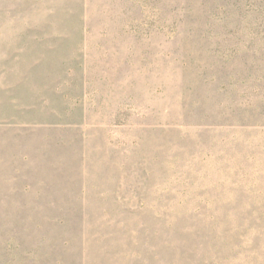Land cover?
Returning <instances> with one entry per match:
<instances>
[{
  "label": "rangeland",
  "instance_id": "374dc122",
  "mask_svg": "<svg viewBox=\"0 0 264 264\" xmlns=\"http://www.w3.org/2000/svg\"><path fill=\"white\" fill-rule=\"evenodd\" d=\"M134 1L0 0V264H264V0Z\"/></svg>",
  "mask_w": 264,
  "mask_h": 264
},
{
  "label": "trees",
  "instance_id": "16d2710c",
  "mask_svg": "<svg viewBox=\"0 0 264 264\" xmlns=\"http://www.w3.org/2000/svg\"><path fill=\"white\" fill-rule=\"evenodd\" d=\"M145 4L153 5V10L159 14L160 17V26L163 24H168L165 16L169 14L171 19V13L168 9V0H143ZM134 3H137L140 8L141 0H136ZM264 16V11L260 17ZM27 190V189H26ZM38 210L35 212L37 214ZM28 224V225H27ZM51 231H54V226L51 227ZM3 237H10L12 239L10 243H5L1 240ZM51 243V250L61 251L62 249L57 246V243H54L47 237V231L45 224L40 220L32 219V222H27L24 224H15L14 228H11L9 231H3L0 227V254L9 255V261L18 260L16 256L21 254L27 255L28 252L32 253L29 247H34L37 251H34L37 255H44V244L46 242ZM66 243L64 242V246ZM33 254V253H32ZM16 264V262L14 263Z\"/></svg>",
  "mask_w": 264,
  "mask_h": 264
}]
</instances>
